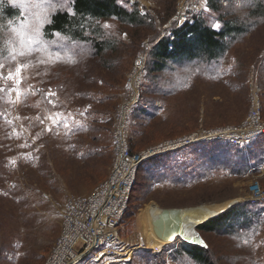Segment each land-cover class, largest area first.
Wrapping results in <instances>:
<instances>
[{
    "label": "rangeland",
    "instance_id": "obj_1",
    "mask_svg": "<svg viewBox=\"0 0 264 264\" xmlns=\"http://www.w3.org/2000/svg\"><path fill=\"white\" fill-rule=\"evenodd\" d=\"M163 1L132 2L137 4L140 11L149 15L150 23L142 31L128 28L114 19L101 22L103 26L109 25L107 28L104 27L108 33L117 34L121 50L123 47L114 60L111 72L107 76L99 77L97 85L92 86L93 92L96 93L94 100L99 98L97 93L104 95L111 90L115 91L110 92L113 96L104 98L102 104L99 101L83 104L80 98L76 97L79 95L80 82L79 66L75 63L76 57L87 56L90 54V48L84 43L77 45L78 42H70L60 34H56L51 40L45 39L42 32L44 23L41 27V39L44 41L45 50L33 52L26 58L32 63L31 67L22 72V76L26 79L18 86L12 80H0V87L4 88V91L0 92V218L3 224L7 220L10 224V215H13L11 230H19L22 225L18 217L20 209L24 208L31 214L37 215L33 234L36 236V241H41L42 249H38L39 256L42 254L46 256L44 247L49 244V249L58 234L67 197L88 193L109 172L114 159L111 146L112 118L120 93L126 88L124 87L126 76L132 69L137 50L143 42H147L148 59V52L152 47L150 40L154 34L171 33L173 24L171 19L177 11L180 0H175L174 11L167 10V13ZM128 2L132 4L131 0ZM38 3L39 0H0V50L3 51L4 58L8 57L5 42L15 40L11 31L13 27L19 28L22 24H26L28 28L40 27L41 20L45 16L49 20V16L57 10L71 11L69 0H51L52 7L47 4L41 7ZM253 6L252 0H221L220 8L212 11L207 0V7L210 9L207 11L209 13L207 22L213 26H220L224 14L225 18H246ZM4 9L9 10L8 17L11 16L8 19L3 16ZM203 12L206 11L202 8L201 12L197 13ZM169 13H171L170 18H168ZM245 27L251 32L232 44L221 60L223 67H227V74H223L218 82L200 80L197 73L205 72L204 65H190L184 68L182 73L183 77L188 76L189 83H193L192 87L164 95L152 104L140 98L143 106L147 104L148 107L151 106L149 111L153 116L139 120L133 119L130 114L129 146L131 140V145L135 148L131 151H144L160 142L202 129L241 124L248 111L247 92L242 82L244 77L246 82L253 77L258 83L260 103L263 106L264 22L250 18ZM133 37L137 39L134 46L139 44L138 47L129 45ZM64 41L68 45L63 44ZM76 45L79 48L77 50ZM65 47L70 51L62 54L61 51ZM54 48L58 50L55 51ZM49 57L55 62L38 63L39 60L47 61ZM57 57L59 59H56ZM20 59L21 62H25V58ZM0 62L5 64L3 69L5 75L8 71L15 72L16 62L3 58H0ZM240 69H243L242 78L240 83L236 84ZM105 72L106 70L103 69L102 74ZM144 76L140 89L143 87ZM107 77L114 83L111 89L106 84ZM12 88H18L19 98L16 91H8ZM49 89L55 93V96L45 95ZM49 100L52 103H49ZM91 106H94L99 113L85 112V108ZM56 113L61 114L59 119L62 122L59 126L53 125L48 119L50 116L56 118L54 116ZM94 118L98 123L89 120ZM89 122L100 129L107 125L109 130L107 145L102 141L106 135L101 134V130L93 133L87 130ZM65 123L67 127L64 126ZM48 128L52 130L48 131ZM206 144L211 145L212 142ZM22 145L26 146L22 147ZM194 147L167 155L161 162L152 166L153 172L147 176L143 190L136 192L132 201L131 208L134 212L130 214L128 212L121 221L122 225L118 232L121 245L118 252L110 255L93 252L79 264H125L131 261L138 263L141 259L150 260L148 257L150 254L145 251L151 254L165 251V262L161 264H177V261L170 259V255L177 252L175 247L180 242L179 238L172 241L175 243L171 246L166 244L172 242H164L159 249L143 246L137 221V213L141 208L148 205L161 209L196 208L237 197L236 201H240L248 198L251 192H257L261 186L264 187V176L257 175L250 178L256 174H248L251 169L243 175L227 173L228 171L208 177L200 174L195 179L187 178L185 185L172 182L169 165L179 162L186 156L191 158ZM106 150L111 151L108 160L104 155ZM197 161L198 159L195 158V167ZM253 204H256L253 212L242 222L237 218L236 222L240 221L233 225L235 230L232 232L206 233L197 230L215 251L216 257L221 260L220 263L264 264V207L257 203ZM258 209H262L261 215L255 221L252 214ZM250 218L252 219L249 220ZM30 219L34 220V217ZM54 224L58 226V230L51 240H46L45 236L51 234ZM12 236L15 235H10ZM20 237L22 236H17V239ZM5 239L3 237L2 242ZM9 243L7 242L4 248L0 246V264H18L22 260L21 264H36L29 256V252L22 248L21 243L20 245L17 243L13 251ZM222 254L224 256L220 258Z\"/></svg>",
    "mask_w": 264,
    "mask_h": 264
},
{
    "label": "trees",
    "instance_id": "obj_2",
    "mask_svg": "<svg viewBox=\"0 0 264 264\" xmlns=\"http://www.w3.org/2000/svg\"><path fill=\"white\" fill-rule=\"evenodd\" d=\"M69 1L71 2V11L60 9L53 12L49 16L50 22L44 23L42 28L43 36L45 39L51 40L56 34H60L65 36L70 42H78L76 43L77 45L84 43L90 48V54H87V56L81 55L76 57L77 61H75V63L79 66L78 78L80 79L78 85L79 95L76 97L80 98V101L83 104L90 101L94 103L99 101L102 104L104 98L107 96H113L110 92L115 91L111 90L104 95L97 93L99 98L97 97L98 100H94L96 93L93 92L92 86L97 85L96 83L99 77L107 76L111 72L114 60L123 50V47L121 50L117 34L108 33L101 22L114 19L128 28L139 29L142 31L150 23L148 22L149 15L140 11L136 3L129 4L128 0H123L124 2H121V0ZM174 1L175 0L163 1L166 13L167 10L174 11ZM209 2L211 6L209 8L212 11L215 9L218 10L221 6V0H209ZM252 3L254 6L251 7L246 18H225L226 15L224 14L218 28L207 22L209 17L208 12H193L181 26L177 27L176 23L173 22L171 26L173 37L168 33H165L164 35L154 34L150 40L152 47L148 52L144 76L147 80L144 79L143 82L141 99L146 103L148 102V104H152L155 100H158L157 98L164 95L192 87L193 83H189L188 76L183 77L182 73V70L190 65H204L205 72L197 73L200 80L218 82L223 74H227V67H223L221 60L226 56V53L232 44L237 42V40L245 34L251 32L245 27L248 20L250 18H255V20H261V22H264L263 0H252ZM2 13L7 19L11 16L8 17L9 10L7 9L2 10ZM170 15L171 13H169L168 18L171 17ZM255 22L254 24H256ZM135 41H137V39L134 37L131 38L129 45L138 47L139 44L134 46ZM63 44L68 45L66 41H64ZM77 45L75 47L76 50L79 49ZM54 50L57 51L58 49L54 48ZM66 51H70V49L65 47L62 49L61 53L66 54ZM103 69L106 70L105 74H102ZM239 72V74L237 73L238 78L236 79V84L240 83L243 69H240ZM105 80L106 84L110 86L109 89L114 87V83L108 77ZM242 82L244 84V89H246L247 92L246 77L242 79ZM187 85L189 86L187 87ZM142 100L131 112L133 119L145 120L153 116V113L149 111L151 106L148 107V104L143 106ZM86 111L89 114L99 113L94 109V106L86 107L85 112ZM262 113L264 116V96ZM89 120L92 123H98L95 118ZM92 123L89 122V124H87V130H89L90 133L101 130V134L104 133V135H106L102 141L107 145L109 140L107 136L109 134L107 125L100 129ZM211 142V145L206 144ZM189 146L190 145L180 149L152 155L139 164L132 187L129 208L124 214V218L128 212L129 214L134 212L131 208L132 201L136 194L140 192V189L143 190L147 176L153 172L152 166L161 162L165 156L172 153L188 150L190 147L195 146L191 158L186 156L179 162L171 163L169 165L171 181L178 183L179 185H185V180L187 178L195 179L198 178L200 174H203L204 177H208L218 172L228 171L227 173L231 172L236 175H243L252 167L264 164V135L255 137L246 145H233L226 141L215 140L199 142L192 144L190 147ZM130 149L135 150L134 146L131 145V140ZM99 154L101 156V153ZM104 155H106L107 160L110 159L111 151L106 150ZM195 158L198 159L196 167ZM255 205L256 204L249 201L232 205L223 212H220L200 223L196 229L206 233L232 232L235 230L233 225L238 224L240 220L242 222L249 217L250 213L253 212ZM261 210L262 209H258V211H254L252 214V218H254L255 221L259 219ZM10 216V224H8V220L3 224V220L0 218L1 248H4L7 242H10L9 246L13 248L11 250L13 251L16 248V244L18 243L20 245L21 243L22 248L29 252V256L33 261L36 264H42L45 259L43 256L44 254L41 256L38 254V249H42V247H40L41 241H36V236L33 234L35 232L33 228L37 222V215L31 214L24 208L20 209L18 217L21 219L22 225L19 230H11L13 227L11 226L13 215ZM32 217H34V220L30 219ZM237 218H240L238 222H236ZM57 230L58 226L54 224L51 234L45 236L46 240H51ZM10 235L15 236L10 237ZM19 235L22 237L17 239V236ZM3 237L5 239L4 242H2ZM174 243L175 242L166 244V246H171ZM48 247L49 244L44 247V253H47L46 250H49ZM175 249L177 252L170 255V259L177 261V264H223L220 263L221 260L216 257L215 251L212 250L208 244L206 247H203L180 239V242ZM145 253L150 254L148 256L150 260L142 261L143 259H141L138 263L131 261L125 264H161L162 262H165V251L155 254H151V252L147 251H145ZM223 256L224 255L222 254L220 258H223ZM21 262L18 264H21Z\"/></svg>",
    "mask_w": 264,
    "mask_h": 264
},
{
    "label": "built area",
    "instance_id": "obj_3",
    "mask_svg": "<svg viewBox=\"0 0 264 264\" xmlns=\"http://www.w3.org/2000/svg\"><path fill=\"white\" fill-rule=\"evenodd\" d=\"M135 0H131L134 2ZM202 0H180L173 15L176 26H181L192 12H201ZM171 37L172 36V33ZM137 50L132 69L126 76V87L120 95L113 114V163L105 178L91 191L67 197L58 235L48 250L42 264H79L95 253L110 255L121 245L119 227L129 208L132 187L139 164L146 158L175 150L200 140H226L232 144H246L254 137L264 135V116L260 103L258 83L249 78L248 111L241 124L202 129L189 135L160 142L144 151H131L129 146V118L133 107L140 102L142 77L146 71L147 42ZM250 178L264 176V165ZM250 178H248L250 180ZM261 186V185H260ZM255 196L235 201L231 205L252 201L264 205V187ZM230 205V206H231ZM127 256V255H126Z\"/></svg>",
    "mask_w": 264,
    "mask_h": 264
},
{
    "label": "snow or ice",
    "instance_id": "obj_4",
    "mask_svg": "<svg viewBox=\"0 0 264 264\" xmlns=\"http://www.w3.org/2000/svg\"><path fill=\"white\" fill-rule=\"evenodd\" d=\"M123 2V0H121ZM47 4L49 7H52L51 0H39L38 6H43ZM202 7L204 11H210V9L207 7V0H202ZM50 22L48 18L45 16L41 20V26L40 27H33L28 28L26 24L20 25L19 28L13 27L11 31L14 33L15 40L14 41H6L5 46L8 50V57H3V51L0 50V58L3 59H10L11 61L16 62L15 72L8 71L7 75H5L3 69L5 68V64L3 62H0V80L8 81L12 80L15 85H19L22 80L26 79V77L22 76V72L27 70L29 67L32 66L31 60H27V57H30L33 52H40L44 51V41L41 39V27L43 26V23ZM104 27H109V25L105 24ZM214 27H219V25H214ZM59 35V34H57ZM20 58H25V62H21ZM56 59H59L58 57ZM55 60L49 57L47 61L39 60L38 63H54ZM4 88L0 87V92H3ZM9 92L16 91L17 97L19 98L20 92L18 88H12L8 89ZM46 96H55V93L52 92L50 89L45 94ZM49 103H52L51 100H49ZM55 106V105H53ZM56 118H53L52 116L48 117V119L51 120L52 124L55 126H59L61 124V120L59 117L61 116L60 113L54 114ZM43 123V121H41ZM65 127H67V124H64ZM48 131H51V128L47 129ZM26 146V145H22ZM245 243H248V241H245ZM206 247V245H205Z\"/></svg>",
    "mask_w": 264,
    "mask_h": 264
},
{
    "label": "bare ground",
    "instance_id": "obj_5",
    "mask_svg": "<svg viewBox=\"0 0 264 264\" xmlns=\"http://www.w3.org/2000/svg\"><path fill=\"white\" fill-rule=\"evenodd\" d=\"M253 196L255 195L254 193L251 192L248 195V198H251ZM236 199H227L224 201H220L218 203L200 205L193 210H186V211L180 212V214L178 215V218H180L181 220H185L187 218L192 217V215L194 217L198 214H202L204 217H207L211 215L212 213H215V212L218 213V212L226 210L231 205V203L236 201ZM167 211L168 210L164 208L161 209V208L148 205L147 207L141 208L139 212L137 213L139 232H140L141 240L143 241L144 247H149L150 249L151 248L159 249L164 242L169 243L172 241V240L168 241V239L159 237L158 234H155L154 228H153V222L155 220H158L160 217H163L164 215H166Z\"/></svg>",
    "mask_w": 264,
    "mask_h": 264
},
{
    "label": "water",
    "instance_id": "obj_6",
    "mask_svg": "<svg viewBox=\"0 0 264 264\" xmlns=\"http://www.w3.org/2000/svg\"><path fill=\"white\" fill-rule=\"evenodd\" d=\"M193 209H195V207L185 209L167 208V214L153 222L155 234H158L161 238L168 239V241H173L177 237L189 243L198 244L203 247H205V245L207 246V243L197 231L196 227L218 213H212L207 217H204L202 214H198L194 217L192 215V217L185 220L178 218L180 212Z\"/></svg>",
    "mask_w": 264,
    "mask_h": 264
}]
</instances>
